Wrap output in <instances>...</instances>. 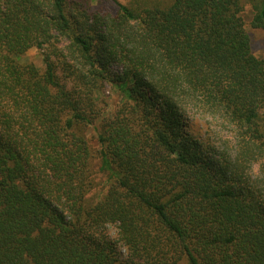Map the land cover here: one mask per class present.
<instances>
[{"label": "trees", "instance_id": "1", "mask_svg": "<svg viewBox=\"0 0 264 264\" xmlns=\"http://www.w3.org/2000/svg\"><path fill=\"white\" fill-rule=\"evenodd\" d=\"M128 1L0 0V264H264V0Z\"/></svg>", "mask_w": 264, "mask_h": 264}, {"label": "rangeland", "instance_id": "2", "mask_svg": "<svg viewBox=\"0 0 264 264\" xmlns=\"http://www.w3.org/2000/svg\"><path fill=\"white\" fill-rule=\"evenodd\" d=\"M124 3L129 2L128 0H118ZM92 4L103 7L104 5H107L106 7L109 8H115V3L113 0H92ZM249 13L250 9L249 6L246 5V20H249ZM247 31L251 37V44H252V50L254 54L260 58L264 59V29H257V28H251L249 24L246 26ZM22 62H33L36 66L43 68V62L40 53L35 49L31 48L29 49L22 57ZM96 97L99 99H103V109L106 114L109 112H112L116 105L121 101V96L119 91L112 85L106 84L102 91L96 93ZM203 121H200L197 119L196 123H194L195 128H199V123H202ZM97 124V122H96ZM87 136L90 138V141L95 144V129L94 126H90L86 130ZM97 166V164H96Z\"/></svg>", "mask_w": 264, "mask_h": 264}]
</instances>
